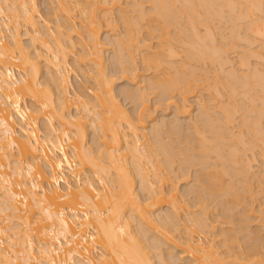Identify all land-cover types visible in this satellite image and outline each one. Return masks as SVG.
Here are the masks:
<instances>
[{
	"label": "bare ground",
	"instance_id": "obj_1",
	"mask_svg": "<svg viewBox=\"0 0 264 264\" xmlns=\"http://www.w3.org/2000/svg\"><path fill=\"white\" fill-rule=\"evenodd\" d=\"M46 1L52 3V5L47 3L50 7H48L47 12H43L38 6V0H0V264H154L150 249L152 247L156 250L161 249L163 243L166 244V242L170 245L171 250L177 249L180 251L179 253L176 252V257H174L176 260L174 262L179 261L177 264H234L239 261L248 262L251 259L264 264V254L259 250L261 243L259 245L257 242L251 243L250 247L247 245V247H243L245 243L244 245L241 243L242 249L241 244H239V237L237 238L238 235L235 233V231L238 232L236 227L216 229L218 222L222 223V219L226 216L228 219L229 216L226 215L229 209L225 208L228 206L226 204L231 203L232 200L229 199V202L226 200L227 194L228 196L232 194L231 197L237 205L242 204L241 198L243 199V197L238 194L239 192H236V189L235 192L231 191L230 193L231 189L227 187L229 182L225 185L222 178V174L226 171V169L222 170L223 167L220 171L222 174L217 175L218 170L215 173V170L205 172L206 168L213 169L210 163L208 165L206 161V159L209 160L208 154L210 152L216 153L225 141L221 139L225 137L223 136L224 132L222 134L212 128L215 124L216 126L219 124H217L218 121L215 120L214 123V119L208 117L210 115L209 111H207L208 113L205 112L208 107V109L213 108V104L207 103L211 106L208 105L207 108H204L207 105L206 101L204 107L202 105L203 99L202 102L199 101L202 109L204 108V111H201L209 114L205 115L203 113L207 118L203 122L207 123L208 119H210V122L212 121L206 124V128L214 130L211 134L213 139L206 141L205 138L207 137L205 135H199L201 137L198 143L195 139L197 144L193 145V142L190 141L192 138H188L191 135L186 137L188 131H186V135L183 131L185 136H182L181 133L183 132L180 133V128L184 127V123L177 120L175 124H170V127L174 126L177 131L179 128L178 133L181 135H178L183 137L180 143L184 144H175L176 140L174 143L171 138L170 143L168 141L165 143L162 141L163 139L161 140V129L166 128L163 125H168L171 119H169L170 122L166 120V123L162 121L163 125L160 122L161 119L160 123L156 122L158 124L151 125L148 128L150 131L147 132L144 121L141 119L137 124L132 122L131 117L129 118L122 105L118 103L116 94H114L113 78L106 73L103 65L102 51L104 43L100 38L104 28L105 30L109 28L110 31H114L113 28H116L117 25L115 22L119 19L123 25V36L120 34L121 39L118 38V41H116L118 52L121 54L120 56L117 52L115 56V58L119 56L116 58L119 60L115 64L119 65V74L128 78V80H133L135 83L139 75V68L134 64L135 58L133 57L135 56H132V54L142 48L145 49V53L143 50V55L141 53V63L145 70L152 71L151 79L148 80L149 82L151 80L150 88L158 92L160 97L170 99L169 104H176L174 105L176 106L174 117L179 115L184 117L191 113V105L188 104L187 97L194 92L198 83L197 80L200 79L198 76L196 77L197 80L193 78L197 73L195 74L191 68L189 70V64L192 60L201 61L207 58L218 64L220 72L230 62L228 51L229 49L231 51V48L229 47L235 49L236 44L233 41H231L232 46H228L225 42L223 45L220 44L221 46L219 43V46L215 47L213 45L215 31L210 28L212 26L209 27L211 19L214 16H217L219 20L224 19L221 16L223 6L233 12L238 11L236 17L233 16L240 22L245 18L248 22L250 17L249 22H246L248 32L244 31L246 33L243 35H240L238 28H241L244 23L240 25L238 23L239 27L235 19L233 23L232 15L230 16L231 21H228L232 22L234 30L238 26V32L237 34L234 33L235 36L232 40L237 39L238 36V39H235L236 41L240 43V40H242L241 42H244L246 46H253L256 43L255 41H259H254V39H264L262 38L264 37V14H262L264 13V0H125L133 6L134 16H130L128 12L127 16V13L123 12L124 10L120 8L121 0ZM147 3L148 7L144 5H147ZM242 4H244L243 7ZM115 11L119 14L118 16L116 14L118 18L114 15ZM254 11H258L262 15L251 18V16L254 17L255 14H258L254 13L253 15ZM180 15L185 16L184 27L185 29L188 28V33L190 30V35L184 31V27H182L183 30L180 29L181 27L177 29L178 25L182 23L177 21ZM197 24L203 26V33L197 27ZM21 27L25 28L24 34L28 36L30 45L23 43ZM172 28L176 29L174 31H178V34H182L181 32L184 31L189 37L187 36L186 40L180 38V35L179 38L178 36L174 38L175 35L171 34L174 32ZM229 31L227 32L230 35V32H234L233 30ZM5 32H7L6 35ZM221 38L219 39L221 40ZM176 39L179 43L175 41ZM229 39H231V36ZM207 40L209 41L206 42ZM222 41L221 43H223ZM179 44L181 48L184 47L183 50L178 49L183 52L182 54L176 48ZM229 44L231 45V43ZM258 44L256 45L258 46ZM77 45L78 53L76 52L75 59L81 68L85 81L89 83V86H85V89L91 93V100L88 99L87 91L72 90L71 80L69 79V73L74 68L68 60L69 52L67 51H74ZM242 45L244 46V44ZM125 50L127 55L123 54ZM260 51L249 50L250 56L248 55V57L257 56L256 58L264 62V53ZM178 56H182L183 59L180 60L179 58L180 61H177ZM245 59L239 60L240 65L237 63L240 69L241 66H250H248ZM188 62L190 63L187 67ZM85 63H89V68ZM41 64L44 70L41 69ZM175 64H177L176 68ZM202 68L199 70L201 73ZM235 68L234 71H228L227 69L232 79L238 78ZM174 69L176 74L173 73L172 75L171 71ZM253 71L258 72L259 69L254 67ZM260 71L262 72L261 69ZM260 71L257 75L252 73V75L257 76V79L254 78L256 81L254 80L252 83L260 85L261 94L258 95L254 88H250L246 93L249 95L252 108L256 105L255 101L257 100L261 105H264V73L261 74ZM246 78L248 77L244 76L242 78L244 82ZM238 80L241 81V79ZM231 82L228 84L231 85ZM193 84L196 85L194 89ZM224 84L227 85V83ZM54 87L56 90H54ZM236 89H238L237 86L236 88L232 86L229 92L233 93L237 91ZM126 90L124 93L126 96L140 99L141 113L145 114L148 107L144 90L140 89L141 91H138V94L141 92L138 95L140 98L136 97L137 93L135 95L133 91ZM177 95L181 100L180 102H182L181 105H177L176 100H174V98H177V101H179ZM230 96H233V94ZM234 103L237 105V102ZM261 105L258 104V106ZM72 107L77 112L75 115L71 114ZM222 109L220 110L222 111ZM231 110L235 112L234 108ZM223 112H225V116L221 119L224 118L222 120L224 123L220 122L219 125L222 123L223 129L221 131H227L225 129L228 128L227 125L232 124L230 122L233 115L228 110ZM203 115L201 114V122ZM197 116H199V113ZM257 119L256 123L253 121V124L248 123V119L241 123L251 129L252 126L249 124L258 126ZM218 120L220 119L218 118ZM187 123L190 127L193 122L187 120ZM243 124L242 126H244ZM192 125L195 127L194 123ZM192 125L190 131L193 132L196 129ZM256 126L254 125V128ZM87 127L92 128V131L97 133H95V136L93 134L94 138H92L93 143H97L95 147L87 145V130L89 129ZM185 128H181V130H185ZM219 128L221 129V127ZM165 130L167 131V128ZM168 131L170 132V129ZM198 131L195 132V135ZM257 131L261 136V141L257 140V142L259 141L262 146L259 148L258 155L264 163V131L257 129L255 135ZM149 132L152 134L150 135ZM204 132L207 131L204 130ZM239 133L241 132L239 131ZM149 135L150 137L153 136L152 143L155 145L152 144V146H156L157 151L153 150L151 152L149 143V149L147 150L145 145L148 142ZM197 135L196 137H198ZM219 137L220 142L223 140L218 143L221 144L220 146L213 143L215 138ZM240 137L243 136L240 135ZM240 139L241 144L242 138ZM237 142L239 145V141ZM249 142L251 141L249 140ZM224 143L226 145V142ZM254 144L252 143L253 146ZM245 146L246 148H243V150L248 149L247 147H253L251 144ZM196 148L199 149L198 155L194 154ZM234 150L231 148V155L236 156L234 157L237 158L236 162L240 161L241 159L236 155L238 150ZM249 150L245 153L249 152L247 154H251L252 152L250 153ZM174 154L179 156L177 157ZM173 155L175 158L183 157L184 161H181V163L191 164L196 160V162L200 161L204 164V166L202 165L203 170H198V172L196 171L197 175L195 174V182L200 187V189L197 187L199 190L193 189L195 191H193V196L196 199L195 204L199 207V210L195 211L196 214H192L184 200L179 199L178 190L171 181L169 173L162 170L163 166L171 169L174 164L172 160H175ZM215 155L223 161L221 154L216 153ZM247 157L242 159L245 160L246 163L242 161L245 164L241 161L240 163L243 165L237 162L242 172L244 168L246 170L248 167L250 172L252 168L249 165L250 162L253 164L255 154L252 153L250 159ZM210 160L214 162L213 159ZM234 160L232 164L235 163ZM129 161L132 164L130 167L136 174L135 177H138L139 189L142 193L136 191L133 186V172H130L131 170L128 168ZM235 165L236 163L233 166ZM241 166H244V168L241 169ZM233 172L235 171L233 170ZM247 174L249 173L247 172ZM248 182L246 184H249ZM249 185L247 189L250 187ZM190 189L192 190V188ZM252 193L254 192L252 191ZM212 194L218 199L216 202H220L219 204L222 206L220 213L222 212L221 214L225 217L221 221H217L216 217L212 216L208 210L206 200L207 198L210 200ZM248 194H251L250 191ZM254 194L250 195L253 196V199ZM223 198H225V201ZM222 204L226 207L224 208ZM250 206L249 208L253 209L252 204ZM165 207L168 209L167 211H170L166 215L163 214V217L160 216L161 221L159 214L156 212ZM246 208L244 209L245 212L249 214L253 212L250 209L246 210ZM244 213L242 212V214ZM242 214L239 215L240 218ZM218 215L220 216V214ZM228 222H231V220H223V223H227V226ZM230 230H233L236 235L230 233ZM149 231L158 232V236L154 232V236L151 234L152 238L148 233ZM208 235H212L213 238H208ZM217 236H221L220 240H215ZM161 238L165 241L163 242ZM153 239L156 241L153 242L155 243L154 246L152 243H150L152 244L150 246L144 245V243L141 244L144 240ZM163 247H166V245ZM220 247L222 251L219 250ZM163 256L161 255V261L165 260ZM183 259H186V261L183 262ZM163 263H166V260Z\"/></svg>",
	"mask_w": 264,
	"mask_h": 264
},
{
	"label": "rangeland",
	"instance_id": "obj_2",
	"mask_svg": "<svg viewBox=\"0 0 264 264\" xmlns=\"http://www.w3.org/2000/svg\"><path fill=\"white\" fill-rule=\"evenodd\" d=\"M50 1H52V0H50ZM121 2V7L120 8H122L123 10V12L124 13H129L130 14V16H134V12L132 11L133 10V6L132 5H130L129 3H127V1H125V0H121L120 1ZM47 3H49L50 5H52V3H50V2H48V1H46V0H38V6H39V8L43 11V12H47L48 11V7H50V5L49 4H47ZM180 3V2H179ZM178 4V3H177ZM53 5H55V4H53ZM145 6H147L148 7V3H147V5L146 4H144ZM177 6H180V5H177ZM244 6V4H242V7ZM46 8V9H45ZM132 8V9H131ZM227 8V7H226ZM225 8V6H223V8H221V11L223 12L222 14H221V16H223L224 17V19H225V21H224V19H221V20H219V18H217V16L215 17H213V19H211V23H210V25H209V27L210 26H212V27H210L211 29H213V31H215V36H214V39L215 40H213V42H214V46L216 47V46H219L220 44H224V42H225V44H228V46H232L233 45V43L231 42V41H233V42H235V49H232V47H229V48H231V51H230V49H229V51H228V55H229V58H230V62L229 63H227L226 65L228 66H225V67H223L224 69H222V71H220L219 72V68H218V64L216 63V62H211V60H208L207 58V60L205 59H203V60H201V61H194V60H192V62L190 63V62H188L187 63V67L189 66V70H190V68H191V70L193 69L194 70V73L196 74L195 75V77H193V78H195L196 80L198 79V78H200V79H198L197 81H198V83H197V86H196V88H195V86H194V84H193V89H194V92H192V93H190L189 95H188V97H187V100L189 101V103H188V101H187V103L189 104V105H191L190 106V108H191V115L189 114V115H187V116H176V117H174L176 114H175V112H176V106H174V105H176V104H169V101H170V99L169 100H167V99H165L163 96H161L160 97V94L158 93V92H156L154 89H152V88H150V86L149 85H151V80H150V82L148 81L149 79H151L150 77H151V72L152 71H150V70H145L144 69V67H143V64L141 63V53H142V50H143V48L141 49V50H137V51H135L134 49H133V51H135L134 52V54H132V56L134 55L135 57H133V58H135V62H134V64L139 68L138 69V76H137V79H136V81H135V83L136 82H139L138 84H135L134 82H133V80L131 81L130 79L128 80V78H125V77H123L121 74H119L120 72L118 71L119 69H118V66L119 65H115V64H117L116 63V61L117 60H119V59H116L117 57H119V56H117L116 58H115V56L117 55V52H118V45H117V43H116V41H118L117 39L119 38V39H121L120 38V34H122L123 33V30H122V22L119 20V19H117L116 20V22L115 23H117V25H116V28H113L114 29V31L112 30V31H110V29L109 28H106V30H105V28H104V33L102 32V34H101V40L103 41V47H104V49H103V57H104V59H103V65L105 66L104 68H105V71H106V73H108L109 75H111V78H113V89H114V94H116L115 96H116V98H117V101H118V103L120 104V105H122V108L124 109V111L125 112H127V114L129 115V118L131 117V119H132V122H135L136 124L137 123H139V121L142 119V121H144V123H145V125L147 126V132L148 131H150L148 128H150V126L151 125H153V124H155L156 122H159L161 119V123H162V121L163 122H167L166 120H168V122H170V120L169 119H171V122L168 124V125H166V124H164L163 125V123H162V125L164 126V127H166L167 128V131L165 130L166 128H164L163 126H162V128H164V129H161L162 131H161V133H162V135L160 134V136L162 137L161 138V140L162 141H164L165 143H167L166 141H168V143H170V140L172 139L173 140V142L175 143V140H176V143L175 144H177V143H180V141L182 140V138L183 137H181V136H179L178 134H180L181 132H185V135H186V131H188V135H186V137L187 136H189V135H191V136H189L188 138H192V139H190V141H192L193 142V145L195 144H197L198 143V141H199V139H200V137L201 136H199V135H205L207 138H205V139H207L206 141H210L211 140V138H212V136H211V134H213V131L215 130V131H219V132H221L222 134H223V132H224V134H226V135H224L223 134V136H225V137H223V138H221V139H223V140H225V141H223V145L222 146H220L221 144H218V143H221L219 140H221L220 139V137L219 138H215V141L213 142V140H212V142L214 143V144H218L219 146H220V149L216 152V153H218V154H221V157H222V159H223V161L219 158H217V157H215L216 155V153L214 152V153H212V152H210V154H208V158H209V160H207L206 159V161H207V163H208V165H209V163H210V165H211V167H213V169H211L210 167L209 168H206L205 169V172H207L208 173V170H215L214 171V173L217 171V175L219 174V173H221L220 171H222V170H225L226 169V171H224L225 173L224 174H222L223 176H222V178H223V180L225 181V185L228 183V185H227V187H229L228 189H231L230 190V193H231V191L233 192H235V189H236V192L238 193V194H240L242 197H243V199L241 198V205H237V203H234V202H236L234 199H233V197H231L232 196V194H229V195H231V196H228V194H227V197H225L226 198V200H228V202L230 201V200H232L231 201V203L229 202V203H227L226 204V206L228 205V206H230V207H226V206H224V204H222L223 206H224V208L225 209H229L227 212H228V214L226 213V215H229L228 216V219H230L231 220V222H228V226H227V223H223V220L225 219V220H227V221H230V220H228L227 219V216L225 217L223 214H221L220 213V211H221V208H222V206H221V204H219L218 202H216V201H218V199L215 197V196H213L214 194H212V196L211 195H207V196H211L210 197V200H208L209 198H207V200H206V203H207V205H208V210H209V212L211 213V215L213 216L214 215V217H216V219H217V221H221V219L223 218V217H225V218H223L222 219V223H220V222H218V224H217V230L218 229H220L221 227H225V228H228V227H233V228H235L236 227V229H237V231L238 232H236L235 231V233H237V238L239 239V244H241V243H243V245H244V243H245V245L243 246V247H245L246 245L247 246H249L251 243L253 244V243H258V245H259V247H260V251H261V253L262 254H264V221H262V220H264V219H262V218H264V212H261V211H264V172H262V171H264V168H262V167H264V163H262V161H261V159H260V156L258 155V153H259V148H261L262 146H261V143H259V141H261V136H260V133L257 131V133H256V135H255V131L257 130V129H260L261 131H264V113H262V112H264V109H262V107H264V105H261L260 104V102H259V100H257V101H255L256 103V105L252 108V104H251V102H250V100H249V95L248 94H246L247 92H248V90L250 89V88H254V89H256V90H254L255 92L257 91V94L259 95V94H261V91L262 90H260V85L259 84H253L252 82L255 80L254 78H256L257 79V76H255L254 74L252 75V73H255L256 75L258 74V72L260 71V69L262 70V72L260 71V73L262 74V73H264V62H262V60L260 61L258 58H256L257 56H251V57H248V55L250 56V54L248 53V51L250 50H252V51H254V52H258L259 50H261L260 52H262V53H264V50H262V48H264V39H259V38H256V39H254V41L255 40H259L258 42L257 41H255L256 43H254L255 45H253V46H246L245 45V43L244 42H241L242 40H240V43L238 42V41H236L237 39H238V36H237V39L235 40H232L233 38H234V36H235V34H237V32H238V30H239V33H240V35H243L244 33H246V32H248L247 31V23L249 22V19H250V17H249V19H248V22L246 21V18H245V20L244 19H242L241 21L242 22H240V20H238L237 18H235L236 16V14H237V12L238 11H236L235 10V12H233V11H231V10H229V8L228 9H226ZM179 9V8H178ZM228 10V12L226 13V11ZM41 11V12H42ZM232 12V14H231V12ZM116 13H114V15L116 16V14H117V16L119 15L118 14V12L117 11H115ZM128 13L126 14L127 16H128ZM254 13H258V11L256 12V11H254L253 12V15H254ZM203 14V13H202ZM228 14V15H227ZM230 14V15H229ZM262 14H264V13H262ZM261 13H258V14H255L254 15V17H252L251 16V18H255V17H257V16H261L262 15ZM200 16H202L201 14H199ZM232 15V16H231ZM235 17H234V16ZM257 15V16H256ZM116 16V17H117ZM183 16V15H182ZM181 15H180V18L177 20V21H179V22H182L181 23V25H178V28L177 29H179V27H181L180 29L181 30H183V28L182 27H184V23L186 22V20H185V16H183L182 17ZM199 16V17H200ZM227 16H229L228 18H227ZM230 16H231V18L233 19L232 21H233V23L236 21L237 22V25H238V23H239V25L240 24H242V23H244V24H242L241 25V28H238V26H236L235 27V30H234V26H233V24H232V22L230 23L229 21H231V18H230ZM199 17H198V19H199ZM219 17V16H218ZM223 17H220V18H223ZM234 17V18H233ZM118 18V17H117ZM182 18V19H181ZM202 18V17H201ZM215 18V19H214ZM78 19V18H77ZM76 19V20H77ZM184 19V20H183ZM234 19H235V21H234ZM119 20V21H118ZM181 20V21H180ZM200 20V19H199ZM229 20V21H228ZM118 21V22H117ZM185 21V22H184ZM227 22V23H226ZM247 22V23H246ZM180 24V23H179ZM182 24H183V26H182ZM246 24V26H244ZM229 25V26H228ZM235 25V24H234ZM242 26H243V28H242ZM197 27L198 28H200V30H202L201 31V33H203L204 32V30H203V26H199L198 24H197ZM202 27V28H201ZM233 29H232V28ZM240 27V26H239ZM223 28V29H222ZM226 28V29H225ZM231 30H230V29ZM237 28H238V30H237ZM184 29H185V27H184ZM221 29H222V31H221ZM230 31H234L233 33L232 32H230ZM241 29V30H240ZM243 29V30H242ZM174 30H176V29H173L172 28V31H174ZM188 28H186L184 31H186V33H188ZM237 30V31H236ZM20 31H21V34H22V36H21V38H22V41H23V43L24 44H26V45H30V42H29V39H28V36L26 35V34H24L25 33V28H23V27H21V29H20ZM122 31V32H121ZM181 32L182 34H178L179 32L178 31H174L173 33H171V34H174L175 36H174V38H177V36H178V38H179V35H180V38H184L185 40L187 39V36H188V34L190 33V30H189V33L188 34H186L185 32ZM227 31H229L230 33H231V35L227 32ZM244 31H246V32H244ZM224 34H223V33ZM175 33H177V34H175ZM220 33V34H219ZM235 33V34H234ZM242 33V34H241ZM250 33V32H249ZM7 34V32H5V35ZM191 34V33H190ZM189 34V35H190ZM233 34V35H232ZM222 36V38H221V36ZM225 35V36H224ZM122 36H123V34H122ZM173 36V35H172ZM230 36H231V39H229L230 38ZM189 37V36H188ZM219 38H221V40L219 39ZM224 38V39H223ZM228 38V39H227ZM262 38H264V37H262ZM115 39V40H114ZM184 39H183V41H184ZM222 39H223V41H222ZM110 40V41H109ZM113 40V41H112ZM178 39H176L175 41L177 42V43H179V41H177ZM218 40V41H217ZM220 40V41H219ZM227 42H226V41ZM230 40V41H229ZM209 40H207L206 42H208ZM217 41V42H216ZM221 41L223 42V43H221ZM111 42V43H110ZM237 42V43H236ZM261 42V43H260ZM209 43H211V42H209ZM218 43H219V45H218ZM229 43H231V45L229 44ZM244 44V46L242 45V44ZM257 43H259L258 44V46L256 45ZM174 44H176V43H174ZM237 44H239V45H237ZM262 44V45H261ZM117 45V46H116ZM182 45V44H181ZM242 45V46H241ZM176 46V45H175ZM180 46V44L179 45H177L176 46V48H177V51L178 52H180L178 49H182L183 50V48L184 47H182L181 48V46H180V48H178ZM221 46V45H220ZM239 46V47H238ZM261 46V47H260ZM117 47V48H116ZM243 47H244V49H243ZM248 47V48H247ZM254 47H257V48H255L254 49ZM226 48H228V47H226ZM238 48V49H237ZM240 48V49H239ZM250 48V49H249ZM78 45L75 47V50L74 51H71V50H69V51H67V52H69V54H68V60L70 61V64H71V66L74 68V69H72L71 71H70V73H69V79L71 80V86H72V90H74V91H80V90H82L83 92L84 91H87V94H88V99H90L91 100V93L89 92V90H87V89H85V86H89V83H87L86 81H85V79H84V77H83V74H82V71H81V68L79 67V64L76 62V59H75V55H76V52L78 53ZM117 49V50H116ZM258 49V50H257ZM77 50V51H76ZM181 50V51H182ZM247 52H246V51ZM256 50V51H255ZM71 51V52H70ZM144 51V53H145V49L143 50ZM233 51V52H232ZM238 51V52H237ZM230 52V53H229ZM241 52V53H240ZM119 54H120V52H118ZM181 54L183 53V52H180ZM246 53V54H245ZM118 54V55H119ZM123 54H125V55H127L126 54V50H125V52L123 51ZM142 55H143V53H142ZM180 55V54H179ZM120 56H121V54H120ZM124 57H126V56H124ZM240 57V58H239ZM242 57V58H241ZM179 58H180V60L181 59H183V57L182 56H178V58H176L177 59V61H180L179 60ZM244 58H246L245 60H247V64H248V66L249 67H246V66H241V69H240V66L238 67V62H240L239 60H241V59H243L244 60ZM209 63H208V62ZM118 62V61H117ZM198 62H200V63H198ZM261 62V63H260ZM177 63V62H176ZM190 63V64H189ZM195 63V64H194ZM204 64V65H202V64ZM211 63V64H210ZM231 63H232V65H231ZM238 63V64H237ZM87 63H85V65H86ZM178 64V63H177ZM177 64H175V68H176V65ZM189 64V65H188ZM199 64V65H198ZM214 64V65H213ZM246 64V65H247ZM42 65V64H41ZM193 65H194V67H193ZM240 65V64H239ZM258 65H260L259 67H258ZM87 66H88V68H89V63L87 64ZM86 66V67H87ZM116 66V67H115ZM203 66H205V67H203ZM255 68H257V69H259V71L257 72V71H253V69H254V67ZM84 67V66H83ZM187 67H185V69H187ZM193 67V68H192ZM203 67V68H202ZM236 67V68H235ZM243 67V68H242ZM91 68V67H90ZM174 68V67H173ZM172 68V69H173ZM200 68H202L201 69V71H202V73H203V71H204V73H203V75H201L202 73L199 71L200 70ZM234 68H235V73H236V75H238V78L237 79H232L230 76H229V73L227 72V69H228V71H231V70H233L234 71ZM253 68V69H252ZM41 69L42 70H44V67H43V65L41 66ZM171 69V70H172ZM251 69V70H250ZM188 70V69H187ZM197 72H196V71ZM221 70V69H220ZM92 71H94V70H92ZM237 71V72H236ZM242 71H243V73H242ZM246 71V72H245ZM206 72V73H205ZM251 72V73H250ZM257 72V73H256ZM16 73V72H15ZM171 73H172V75H173V73H174V75L176 74V71H175V69L173 70V71H171ZM179 73V72H178ZM193 73V74H194ZM247 73V74H246ZM259 73V75H261ZM16 74H18V73H16ZM206 76H205V75ZM249 75V76H248ZM18 76V75H17ZM194 76V75H193ZM198 76V78H196ZM204 76H205V78H204ZM208 76V77H207ZM244 76H247L248 78H246V80H245V82H244V79H242ZM225 77V78H224ZM230 77V78H229ZM230 79V81H229V79ZM42 79V78H41ZM238 79H241V81L240 80H238ZM195 80V81H196ZM201 80V81H200ZM223 80H225V81H223ZM227 80H228V82H227ZM236 80V81H235ZM129 81V82H128ZM223 81V82H222ZM231 81H233V82H231ZM237 81H239V82H237ZM256 81V80H255ZM132 82V83H131ZM229 82H231L232 84L231 85H229L230 83ZM237 82V83H236ZM221 83H223V84H221ZM224 83H227V85L226 84H224ZM229 83V84H228ZM244 83V84H243ZM141 84V85H140ZM223 85V86H222ZM254 85V86H253ZM207 86H208V88H207ZM224 86H226L225 88H224ZM232 86H234V88H236V86H237V88L238 89H236L239 93L237 94L236 92L237 91H235V92H233V93H230L229 91H230V88L232 87ZM136 87V88H135ZM138 87V88H137ZM139 87H140V89H142V90H144V94H146V105H147V107H148V110H146V112H145V114H143V112L141 113V110H142V107H141V104L139 103L140 102V99H138V98H135V97H129V95H127L128 96V98H127V96H126V94H124L125 93V90L127 89V90H130V91H133L134 93H135V95H136V93H137V95H136V97H139L138 95H140L141 94V92L138 94V91L140 90L139 89ZM144 87V88H143ZM229 89H228V88ZM257 87V88H256ZM55 88V87H54ZM125 89V90H124ZM133 89V90H132ZM228 89V90H227ZM54 90H56V88L54 89ZM126 90V91H127ZM137 91V92H135V91ZM226 90H227V92H226ZM258 90H259V92H258ZM141 91V90H140ZM154 91V92H153ZM242 91V92H241ZM133 93V94H134ZM142 93H143V91H142ZM158 93V94H157ZM216 93H217V95H216ZM221 93V94H220ZM236 93V94H235ZM245 93V94H244ZM220 95V97H219V95ZM231 94H233V96H230ZM178 96V95H177ZM177 96H175V97H177ZM197 97V99H196V97ZM216 96H218V97H216ZM238 96H239V98H238ZM235 97V98H234ZM136 99V100H134V99ZM140 98V97H139ZM178 98H179V96H178ZM212 98V99H211ZM138 99V100H137ZM200 99V100H199ZM203 99V101L204 102H202L201 100ZM217 99V100H216ZM174 100H176V103H177V105H181L182 104V102H180L181 100H180V98H179V101H177V98H174ZM231 100H233V101H231ZM236 100V101H235ZM240 100V101H239ZM199 101L200 102H202L203 104V107H204V104H205V101H206V104L207 103H210L212 106H214L213 108L212 107H210V109H208L206 106H208L209 104H207V105H205V107L204 108H207L206 110H205V112L206 113H208L207 111H209V114H205V112H202L201 110H203L202 109V105L199 103ZM208 101V102H207ZM137 102V103H136ZM220 102H222V103H220ZM234 102H237V105H236V103H234ZM259 102V103H258ZM191 103V104H190ZM239 103V104H238ZM258 104L259 105H261V106H258ZM140 105V106H139ZM201 105V106H200ZM211 105H209V106H211ZM218 105V106H217ZM224 107H223V106ZM228 105V106H227ZM223 107V109H222V107ZM227 106V107H226ZM230 106H231V108H230ZM233 106V107H232ZM236 106V107H235ZM219 107V108H218ZM227 109H226V108ZM258 107V108H257ZM230 108V109H229ZM234 108V110H235V112H232V110L231 109H233ZM241 108V109H240ZM200 109V110H199ZM220 109H222V111L220 110ZM243 109V110H242ZM255 109V110H254ZM261 109V110H260ZM212 110H215V111H212ZM224 110H228L229 111V113L231 114V115H233V116H231L232 117V121L230 122V123H232V124H229V125H227L228 126V128L227 129H225V130H227V131H221L222 129H223V127H222V123H221V125H219L220 124V122H223L224 123V121H222V120H224V118L223 119H221L222 117H224L225 116V112H223ZM233 110V111H234ZM252 110V111H251ZM259 110V111H258ZM71 114L73 113L74 115L77 113L76 112V110H75V108H71ZM175 111V112H174ZM204 111V110H203ZM249 111H251V112H249ZM202 112V113H201ZM211 112V113H210ZM254 112V113H253ZM256 112V113H255ZM198 113H199V116H197L198 115ZM203 113L205 114V115H209L208 117L210 118V119H214V123H215V120L216 121H218L217 122V124L219 125V127H221V129L218 127V125L216 126V124L214 125V126H212V128L214 129H209V128H206V124L208 123V122H210V119H208L207 121V123H204L203 121H204V119H207V118H205V116L203 115ZM232 113H234V114H232ZM251 113V114H250ZM201 114L204 116L203 117V119H202V122H201ZM223 114V115H222ZM255 114H257V115H255ZM250 117H249V116ZM255 115V116H254ZM212 116H213V118H212ZM218 116V117H217ZM220 116V117H219ZM259 116V117H258ZM179 117V119H177ZM207 117V116H206ZM217 117V118H216ZM245 117H247L246 119H245ZM249 117V118H248ZM173 118V119H172ZM175 118H176V121H175ZM216 118V119H215ZM218 118L220 119V120H218ZM251 118V120H249ZM253 118V119H252ZM257 119V121L259 122L257 125L258 126H256V124H254L256 127L254 128V125H252L255 121H256V119ZM144 119V120H143ZM153 119V120H152ZM234 119V120H233ZM247 120L248 119V123L250 122V123H252V124H249V125H251L252 126V128L254 129H250V128H248L245 124H243V123H241V122H245V120ZM255 119V120H254ZM177 120H179V121H182L183 123H184V127H186L185 128V130L184 129H182L181 130V128H184V127H181L180 128V133H178V131H179V128H178V131H177V128H176V130L174 129V126L173 127H170V124L172 125V123H174L175 124V122H177ZM188 120V122H193L194 124H195V127L192 125V127H194V129H196L195 131L193 130V132L192 131H190V130H192V128H191V125H190V127H189V123H187L188 124V127H187V124H186V121ZM262 120V121H261ZM146 121V122H145ZM155 121V122H154ZM173 121V122H172ZM185 121V122H184ZM200 121V122H199ZM254 121V122H253ZM159 122V123H160ZM205 122H206V120H205ZM212 122V121H211ZM210 122V123H211ZM262 124H261V123ZM204 123V124H203ZM256 123V122H255ZM156 124H158V123H156ZM185 124H186V126H185ZM199 124V125H198ZM242 124L244 125V126H242ZM259 124H260V126H259ZM166 125V126H165ZM205 126V127H204ZM90 127H91V125H90ZM208 127V126H207ZM244 127V128H243ZM246 127V128H245ZM259 127V128H258ZM89 127H87V129H88ZM189 128H191V129H189ZM199 128V129H198ZM205 128V129H204ZM217 130H216V129ZM170 129V132L168 131ZM171 129H173V130H171ZM188 129V130H187ZM205 131H207V132H204V130ZM207 129V130H206ZM219 129V130H218ZM93 129L92 128H89L88 130H87V135H88V137H87V141H88V144L87 145H89V146H92V147H95L96 145H97V143H93V139L92 138H94L93 137V134H94V136H95V133H96V131H95V133L92 131ZM199 130V131H198ZM210 130H211V132H210ZM251 130H253L254 131V133H252L251 132ZM171 131H173V132H171ZM177 131V132H176ZM198 131V137H196V135H195V132H197ZM239 131L241 132V133H239ZM247 131V132H246ZM248 131H249V134H248ZM176 132V133H175ZM184 132L183 133H181L182 134V136H185L184 135ZM226 132V133H225ZM173 133V134H172ZM201 133H203V134H201ZM208 133V134H207ZM233 133V134H232ZM97 134V133H96ZM149 134L151 135L152 133L151 132H149ZM180 134V135H181ZM235 134V135H234ZM239 134V135H238ZM244 134V135H243ZM150 135H149V138H148V142L146 143V145L145 146H147V150L149 149V148H151V152H153V150H155V151H157L156 150V146H152V142H153V136H151L150 137ZM168 135V136H167ZM169 135H171V136H169ZM174 135V136H173ZM176 135V136H175ZM178 135V136H177ZM228 135V136H227ZM240 135H242L243 137H240ZM251 135H253V136H251ZM174 138H173V137ZM227 136V137H226ZM236 136V138L237 137H239V138H234ZM196 137V138H195ZM171 138V139H170ZM194 138V139H193ZM228 138V139H227ZM240 138H242V143H243V145H242V143L240 144ZM249 138V139H248ZM153 139V140H152ZM178 139V140H177ZM197 140V143H196V140ZM213 139V138H212ZM240 139V140H239ZM244 139V140H243ZM252 139V140H251ZM256 139V140H255ZM239 141V145H238V142L237 141ZM249 140L251 141V142H249ZM255 140V141H254ZM257 140H259L258 142H257ZM146 141V140H145ZM178 141V142H177ZM253 141V142H252ZM172 142V143H173ZM192 142H190V143H192ZM211 142V143H212ZM224 142H226V145H224L225 143ZM256 142V143H255ZM143 144L145 143L144 141L142 142ZM148 143H149V148H148ZM212 143V144H213ZM244 143H245V145L247 144V146L248 145H250L251 144V146H253L252 145V143L254 144V146L253 147H247L248 149H244L243 150V148H246V146L244 145ZM151 144V145H150ZM180 144H184V143H180ZM179 144V145H180ZM153 145H155V144H153ZM256 145V146H255ZM259 145V146H258ZM243 146H245V147H243ZM261 146V147H260ZM198 147V146H197ZM222 147V148H221ZM256 149H255V148ZM231 148H233V149H235V150H238L237 152H238V154L236 153V155H237V157H239L241 160V162L243 161L242 159H245L244 157H249V159H250V155L253 153V154H255V161L253 160V164H251V162H250V167L252 168L251 170H250V172H249V167L245 170V168H244V166H241V169L242 168H244V171L242 172V170H240V168L238 167V165L239 164H242L243 162H245V160L242 162V163H240V161L238 160L237 162H239V164L236 162V159L237 158H234V157H236L235 155H231ZM238 148V149H237ZM251 148V150H249ZM254 148V149H253ZM258 148V149H257ZM223 149V150H222ZM240 149V150H239ZM234 150V151H235ZM243 150V151H242ZM247 150H249L250 151V153L251 154H247V153H249V152H247V153H245ZM255 150V152H253ZM149 152H150V150H149ZM155 153V152H154ZM228 153V154H227ZM194 154H196V155H198L199 154V149L198 148H196L195 150H194ZM222 154H224V155H222ZM240 154V155H239ZM174 155H177V154H174ZM173 155V156H174ZM181 155V154H180ZM226 155V156H225ZM228 155V156H227ZM162 156V155H161ZM172 156V157H173ZM179 155H177V157H178ZM225 156V157H224ZM242 156H243V158H242ZM155 157L157 158V156H156V154H155ZM158 157H160V156H158ZM175 158V156H174V161L172 160V162H174V164L172 165V167H171V169H168V168H166L165 166H163L162 167V170H163V172H168L169 173V177L171 178V181L174 183V185L176 186V188H177V190H178V196H179V199H181V200H184V203L188 206V209H189V211L192 213V214H194L195 213V211H198L199 209V207L197 206V204H195L196 203V199L194 198V193H193V189L194 188H196V190H199L200 189V187L196 184V175H197V172H198V170H203V166H204V164L202 163V162H200V161H197L196 162V160L194 161V162H196V163H191V164H188V163H186V162H182L181 163V161H184V159H183V157L181 158V156L179 157V158ZM211 157V158H210ZM228 157H230L229 159H227ZM233 157V158H232ZM247 157V158H248ZM160 158H162V157H160ZM160 158H158V159H160ZM216 158V159H215ZM238 158V159H239ZM173 159V158H172ZM210 159H213V161L215 162H212ZM235 161V163H236V165L235 166H237V167H235V166H233L235 163H233L232 164V161L233 160ZM249 159H248V161H249ZM216 160V161H215ZM220 160V161H219ZM226 160H228V161H226ZM131 161V160H130ZM129 161V162H130ZM225 161V162H224ZM217 162V163H216ZM218 162H220V163H218ZM227 162H228V164H227ZM145 163V162H144ZM185 163H186V165H185ZM202 163V164H201ZM214 163V164H213ZM246 163V162H245ZM245 163H243V164H245ZM188 164V165H187ZM213 164V165H212ZM223 164V165H222ZM226 164V165H225ZM242 164V165H243ZM249 164V163H248ZM201 167H200V166ZM203 165V166H202ZM205 165H206V163H205ZM216 165V166H215ZM219 165H221V166H219ZM128 168H130V172H133V169H132V167H130V166H132V164H131V162L130 163H128ZM218 166V167H217ZM240 166V165H239ZM253 166V167H252ZM199 167H200V169H199ZM221 167V168H220ZM222 167H223V169H222ZM226 167V168H225ZM231 167V168H230ZM215 168V169H214ZM217 168V169H216ZM228 168V169H227ZM197 169V170H196ZM222 169V170H221ZM233 170L235 171V172H233ZM197 171V172H196ZM228 171V172H227ZM242 172V173H241ZM247 172L249 173V174H247ZM228 173V174H227ZM232 173H234V174H232ZM244 173H245V175H244ZM196 174V175H195ZM206 174V173H205ZM220 174V175H221ZM237 175V176H236ZM242 175V176H241ZM136 176V174H134V172H133V183H134V188L136 189V191H139V193H142V192H140V183H139V180H138V177H135ZM244 176V177H243ZM248 176V177H247ZM246 177V178H245ZM244 179V180H243ZM246 179H247V181H249L248 183L250 184H246ZM232 180V181H231ZM240 180V181H239ZM135 181V182H134ZM236 181V182H235ZM235 182V183H234ZM196 184V185H195ZM231 184V185H230ZM242 184V185H241ZM239 185V187H240V185H241V187L239 188V187H237ZM250 186L248 189H250V188H252V189H250L249 191H250V193L251 194H248L249 193V191H248V189H247V186ZM192 186V187H191ZM196 186V187H195ZM231 186H233V187H231ZM245 186V187H244ZM199 189H198V188ZM234 187H236V188H234ZM243 187L246 189H244L243 190ZM190 188H192V190L190 189ZM238 188V189H237ZM241 190V191H240ZM188 191H189V193H188ZM252 191L255 193H252ZM195 192V191H194ZM240 192H242V193H240ZM138 193V194H139ZM219 193H220V191H219ZM252 194H254V199H253V196L251 197L250 195H252ZM142 196H143V194H141ZM248 195V196H247ZM225 196V195H224ZM223 196V197H224ZM245 196V197H244ZM214 197H215V199H214ZM225 198H223V200L225 199ZM228 198V199H227ZM232 198V199H231ZM251 198V199H250ZM213 201H212V200ZM217 199V200H216ZM230 199V200H229ZM215 200V201H214ZM234 200V201H233ZM244 200V201H243ZM251 200V201H250ZM195 201V202H194ZM208 201H209V203H208ZM225 201V200H224ZM218 203V204H217ZM243 203H245V204H243ZM262 203V204H261ZM209 204H210V206H209ZM230 204V205H229ZM247 204V205H246ZM252 204V207H253V209H250L251 208V205ZM217 205H218V207H217ZM235 205H237L236 206V208L237 207H239V208H237V210H236V208H234V206ZM248 206V207H247ZM249 206H250V208H249ZM211 207V208H210ZM220 207V208H219ZM246 208V210L247 209H250V210H252L253 212L252 213H248V212H245V208ZM260 207V208H259ZM230 208H231V211H230ZM236 210H234V209ZM244 208V209H243ZM259 209V210H258ZM168 209H166V207L165 208H163V209H161V210H158L156 213H158L159 214V219H161V221H162V218L161 217H163V214L164 215H166V213H168L169 211H167ZM210 210H212V211H210ZM239 210H241V211H239ZM244 210V211H243ZM238 211V213L240 212V214H242V212L244 213V214H242V216L244 215V217H242L241 216V218H240V214H238V213H236ZM230 212V213H229ZM231 212H233L232 214H233V216H232V214H231ZM197 213V212H196ZM195 213V214H196ZM246 213H248L247 215H245ZM218 214H220V216L218 215ZM238 215V216H237ZM261 215V216H260ZM161 216V217H160ZM235 216V217H234ZM260 216V217H259ZM213 217V218H214ZM234 219H236V220H234ZM232 218V219H231ZM261 218V219H260ZM188 219V218H187ZM243 219H245L244 221H242ZM249 219V220H248ZM233 220V221H232ZM239 220V221H238ZM240 220H241V222H240ZM187 221V220H186ZM185 221V222H186ZM262 221V222H261ZM235 222V223H234ZM238 222V223H237ZM244 222V223H243ZM186 223H188V222H186ZM232 223V224H231ZM234 223V224H233ZM237 223V224H236ZM242 223H243V225H245V226H243L242 225ZM239 224V225H238ZM162 225V224H161ZM241 225V226H240ZM240 226V227H239ZM137 228V227H136ZM136 228H134V229H136ZM241 228H243L242 230H241ZM240 231V232H239ZM156 234H155V233ZM149 233V235H151V234H153V236H154V234L155 235H157V233L158 232H156V231H149L148 232ZM230 233H232L233 235H236V234H234V232H233V230H230ZM239 233V234H238ZM250 236V238H249V236ZM153 236L151 235V237L153 238ZM158 236V235H157ZM152 238H150V239H152ZM208 238H213V236L212 235H208ZM220 238H221V236L219 237V236H217V237H215V240H220ZM161 239H163V238H161ZM261 239V240H260ZM250 240V241H249ZM255 240V241H254ZM145 241H146V243H145ZM151 241V242H150ZM155 240L153 239V240H149V241H147V240H144L143 242H141V244H143L144 243V245L146 244V245H152L153 244V246H154V244L155 243H153ZM165 240L163 239V242H164ZM149 242V243H148ZM156 242V241H155ZM150 243H152V244H150ZM251 244V245H252ZM164 245H166V247H163ZM262 245V246H261ZM169 246V247H168ZM246 246V247H247ZM243 247H242V244H241V248L243 249ZM250 247V246H249ZM151 248V247H150ZM169 248V249H168ZM244 249H246V248H244ZM163 250V251H162ZM219 250H221L222 251V248L220 247V249ZM224 250V249H223ZM150 255L152 256V260H153V262H154V264H162L165 260H166V263H163V264H173V263H175V264H177L178 262H174V261H176L175 259H174V257H176V252H180L179 250H177V249H170V245L168 244V242H166V244L165 243H163V245L161 246V249H157L156 250V248L154 249V247H152V249H150ZM172 254H173V256H172ZM175 254V255H174ZM161 255H164L163 256V258L165 259V260H163V261H161L162 260V258H161ZM160 256V257H159ZM160 258V259H159ZM183 262L184 261H186V259H183L182 260ZM182 261H180V262H182ZM162 262V263H161ZM234 264H262V263H259L257 260L255 261L254 259H251L250 261H248V262H242V261H239V262H235Z\"/></svg>",
	"mask_w": 264,
	"mask_h": 264
}]
</instances>
